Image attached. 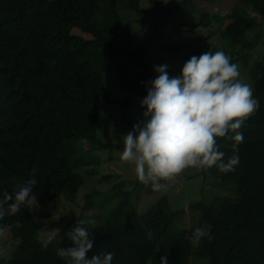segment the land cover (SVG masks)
<instances>
[{"label":"trees","instance_id":"1","mask_svg":"<svg viewBox=\"0 0 264 264\" xmlns=\"http://www.w3.org/2000/svg\"><path fill=\"white\" fill-rule=\"evenodd\" d=\"M193 1L180 4L195 11ZM120 3L145 15L140 0H0V193L36 181L31 198L15 213L0 217V240L18 242L9 257L0 256V264H65L55 249L71 247V240L53 239L42 248L31 201L43 209L61 195L72 199L83 184L78 170L93 163L84 151L114 148L97 131L105 107L126 110L131 103L111 95L104 78L109 64L129 52L119 41ZM253 13L264 18V0H239L216 18L215 33L221 31L231 62L239 63L237 53L248 55L261 39ZM207 17L200 16L192 30L211 24ZM74 29L91 38L74 34ZM114 70L123 93L146 94L148 77L141 72L130 76L120 66ZM248 75L259 106L239 129L238 163L227 172L215 165L201 168L223 182L235 181L237 199L193 206L202 209L199 222L179 231L174 228L176 213L165 199L140 214L124 197L106 226L85 227L93 244L86 256L111 251V264H159L161 255L168 257L167 264H190L192 259L196 264L202 257L209 264H264V62L254 64ZM216 143L226 161L233 154L232 142L221 137ZM202 224L210 225L211 239L194 246L188 237Z\"/></svg>","mask_w":264,"mask_h":264},{"label":"rangeland","instance_id":"2","mask_svg":"<svg viewBox=\"0 0 264 264\" xmlns=\"http://www.w3.org/2000/svg\"><path fill=\"white\" fill-rule=\"evenodd\" d=\"M181 1L158 0L156 4H151L149 0H140V8L145 10L143 16L125 9L121 6L123 3H120L123 21L119 41L129 52L126 58L109 64L110 68H106L104 78L111 95L120 103L130 98L131 103L128 102L126 110L120 105L108 106L100 114L102 127L97 131V136L104 142L112 143L114 148L84 151L93 163L78 170L83 177V184L72 199L61 195L43 209L37 206L35 200L31 201L32 213L43 239L49 234L52 240L61 239L80 221H83L82 227L106 226L108 216L120 206L124 197L129 198L140 214L165 199L167 208L176 213L174 228L179 231L199 222L202 209L193 206L199 203L204 206L218 205L237 199L235 181L223 182L215 176L203 174L201 168L195 167L185 168L176 174L174 180L167 182L166 188L152 190L137 180L132 164L119 159L122 136L131 130L133 124L143 119V107L139 104L143 96L123 93L119 89L114 70L116 67L125 68L130 76L141 72L150 80L156 75L153 65L166 64L169 76L178 75L182 64L190 56H199L205 51L223 50L231 62L230 55L233 54L225 49L227 44H223L221 31L215 33L216 18L225 16L239 0H194L195 11L181 6ZM204 14L211 24L192 30V26ZM252 16L258 21L255 33H259L261 39L248 55L237 53L240 60L239 63L235 62L239 78L245 83H248V73L250 69L252 73L253 65L259 61L264 62V18L257 13ZM228 23L229 20H226L223 26ZM211 32L214 33L209 37ZM73 33L86 39L91 38L79 29H74ZM1 240L0 256L9 257L18 242ZM194 262L192 259L190 264ZM196 264H209V260L202 257Z\"/></svg>","mask_w":264,"mask_h":264},{"label":"clouds","instance_id":"3","mask_svg":"<svg viewBox=\"0 0 264 264\" xmlns=\"http://www.w3.org/2000/svg\"><path fill=\"white\" fill-rule=\"evenodd\" d=\"M167 67L153 65L156 75L145 82L146 94L139 101L143 119L122 136L119 156L133 165L137 180L152 190L166 188L185 168L215 165L221 172L232 170L239 160L235 150L243 140L239 129L259 106L250 85L239 78L237 64L223 50L190 56L178 75L169 76ZM221 137L232 142L233 154L226 161L216 143ZM35 183L32 178L14 192L0 193V217L26 203ZM82 224L76 222L66 233L72 246L56 247V255L65 264H111V251L86 256L93 244ZM209 232L210 225L202 224L192 229L188 239L199 246L202 239H211ZM52 238L49 234L41 247L46 248ZM167 261L166 255L160 256L159 264Z\"/></svg>","mask_w":264,"mask_h":264}]
</instances>
